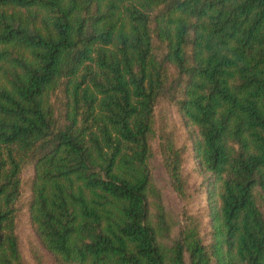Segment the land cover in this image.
<instances>
[{"label": "trees", "instance_id": "1", "mask_svg": "<svg viewBox=\"0 0 264 264\" xmlns=\"http://www.w3.org/2000/svg\"><path fill=\"white\" fill-rule=\"evenodd\" d=\"M0 264H264V0H0Z\"/></svg>", "mask_w": 264, "mask_h": 264}]
</instances>
